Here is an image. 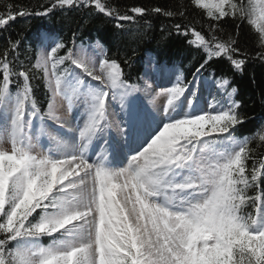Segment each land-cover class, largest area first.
I'll use <instances>...</instances> for the list:
<instances>
[{
  "label": "snow or ice",
  "instance_id": "6c2138e0",
  "mask_svg": "<svg viewBox=\"0 0 264 264\" xmlns=\"http://www.w3.org/2000/svg\"><path fill=\"white\" fill-rule=\"evenodd\" d=\"M191 4L204 10L206 33L173 27L194 37L187 43L202 62L193 81L172 73L171 86L158 90L130 83L127 61L110 57L99 41L89 54L74 39L68 47L44 36L31 65L18 63L19 40L0 50V264H264V126L237 135L246 117L228 75L214 77L220 99L211 105L201 107L193 91L214 59H225L233 77L250 60L264 63V0ZM93 5L121 22L135 21L128 11H148L53 0L35 14ZM151 11L186 19L181 10ZM225 18L234 31H225ZM12 19L0 16V29ZM141 92L154 111L137 104ZM58 100L68 113L82 108V122L65 119ZM117 100L123 115L113 135L109 107Z\"/></svg>",
  "mask_w": 264,
  "mask_h": 264
},
{
  "label": "trees",
  "instance_id": "16d2710c",
  "mask_svg": "<svg viewBox=\"0 0 264 264\" xmlns=\"http://www.w3.org/2000/svg\"><path fill=\"white\" fill-rule=\"evenodd\" d=\"M52 2L53 0H0V16L7 18L11 13L14 17L6 27L0 29V50H3L9 41L19 40L21 44L18 63L31 65L39 54V45L44 36L50 41L63 42L68 47L73 46V39L77 47L94 46L99 41L110 57L121 62L127 61L124 72L130 83L142 85L149 64L157 71L176 70L179 74L183 73L189 82L193 81L195 67L202 62L203 53L189 47L187 39L194 37L186 38L177 34L173 27L174 24L181 23L206 33L201 24L206 23L208 18L204 10L191 4V0H106L121 13L132 7L148 10L142 17L128 11V14L136 16V19L123 22L99 13L94 5L88 8L56 7L46 15L35 14L44 12ZM155 7L184 11L186 19L179 16L169 18L152 12L151 9ZM22 11L28 15L20 16ZM117 23H123L124 30L116 28ZM223 27L226 32L234 31L233 22L228 18H225ZM242 29L245 34L249 33L250 26L246 21L242 24ZM244 46L249 49L253 47L251 41L245 42ZM34 73L36 78L32 80V84L35 95L43 103L46 97L40 79L41 73L35 69ZM221 74L233 78L234 86L239 89L238 98L243 102L241 111L246 120L237 135L241 138L254 135L264 126V63L250 60L243 75L236 74L233 77L225 59H214L205 71L195 76V81L199 85L207 79L219 78ZM257 143L254 141L250 147L256 149Z\"/></svg>",
  "mask_w": 264,
  "mask_h": 264
},
{
  "label": "rangeland",
  "instance_id": "374dc122",
  "mask_svg": "<svg viewBox=\"0 0 264 264\" xmlns=\"http://www.w3.org/2000/svg\"><path fill=\"white\" fill-rule=\"evenodd\" d=\"M92 47L94 46H85L84 48L88 49L89 54H92ZM162 72H163V75L161 74ZM172 73L177 74L176 71H171V70H163L159 74H156L152 66L149 65L142 79L143 84L141 87H143L145 81H147L150 84H153V87L157 90L160 87L171 86L169 84V79L171 78L173 82L175 80V77L172 75ZM193 91H198V87L196 86V88L193 89ZM200 92H201V95L199 98V105L201 107H206L208 105H211L212 103L210 101H212L214 98L217 100L220 99V97L217 95V90L214 86V81L207 80L203 82L202 85L200 86ZM136 95L139 97V99H137L136 101L137 104H140L141 99H142L143 101L145 100L143 102L144 105H146L149 109H152L153 111L155 110L152 108V105L148 104L149 97L146 96L143 92L137 93ZM158 103L159 105H162L164 103V99L161 98V100ZM58 104L63 105V107L60 108V114L64 116L65 119L69 120L70 122H73V124L76 123L78 117L82 115V108H77L74 112L68 113L66 111V104H64L63 101L58 100ZM122 115L123 113L121 112V109H120L119 100L112 102L109 107V120L113 125L112 130H111L113 135H116L117 133L116 125L119 124Z\"/></svg>",
  "mask_w": 264,
  "mask_h": 264
},
{
  "label": "bare ground",
  "instance_id": "6f19581e",
  "mask_svg": "<svg viewBox=\"0 0 264 264\" xmlns=\"http://www.w3.org/2000/svg\"><path fill=\"white\" fill-rule=\"evenodd\" d=\"M77 122H82V115H80V117H78Z\"/></svg>",
  "mask_w": 264,
  "mask_h": 264
}]
</instances>
